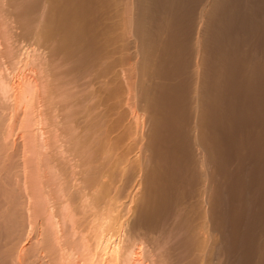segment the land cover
<instances>
[{
	"label": "bare ground",
	"instance_id": "obj_1",
	"mask_svg": "<svg viewBox=\"0 0 264 264\" xmlns=\"http://www.w3.org/2000/svg\"><path fill=\"white\" fill-rule=\"evenodd\" d=\"M60 1L0 0V264H264V0H98L48 42Z\"/></svg>",
	"mask_w": 264,
	"mask_h": 264
},
{
	"label": "rangeland",
	"instance_id": "obj_2",
	"mask_svg": "<svg viewBox=\"0 0 264 264\" xmlns=\"http://www.w3.org/2000/svg\"><path fill=\"white\" fill-rule=\"evenodd\" d=\"M108 3V1H107ZM105 4V2L100 3L98 2V0H81V4L79 7V10L77 12V17L80 21L79 24H75L74 22H72L73 17L71 15L65 14L64 11H62L61 9H59L57 12L55 11H44L43 9H40V11L43 12V18L45 19L46 14L48 15V20H45L44 23V34L46 37V40L49 42H52L53 40L57 39L59 41H62V34L67 33L69 31H75L79 26H84L86 28H91V27H97L99 25L102 24H108V17H111V9L110 7H108V4ZM61 1L57 0L56 5H60ZM53 19V20H52ZM59 33H61L59 35ZM58 41V42H59ZM44 42V41H43ZM69 44L72 45L71 48H76L77 44H76V40L73 39L69 42ZM79 47V46H77ZM99 48V44L97 43H90L88 46L83 47V49L80 51L79 55L83 58L87 57L85 56V54L89 55L92 54V52L96 49ZM74 51V49H73ZM75 53V54H74ZM78 51L75 49V51L73 52V56L72 58H76ZM70 68H73L72 66H75V63L69 62L68 63ZM68 65H66V69H68L67 67ZM69 68V69H70ZM109 71L108 69H106L105 72ZM109 72H107L108 74ZM115 87H114V86ZM113 85H110L111 88H118L117 83H114ZM95 87V86H94ZM93 87V90H95V88ZM96 87L97 84H96ZM92 90V89H91ZM145 187L146 186H141L139 189V198L142 200L143 196L145 193ZM142 197V198H141ZM144 200V198H143ZM142 200V201H143ZM142 201L139 202L142 203ZM154 220V219H152ZM155 221V220H154ZM153 222V221H151ZM227 233V230H224L223 232L219 233V235L224 236ZM234 247H232L233 249ZM234 250H236L234 248Z\"/></svg>",
	"mask_w": 264,
	"mask_h": 264
}]
</instances>
